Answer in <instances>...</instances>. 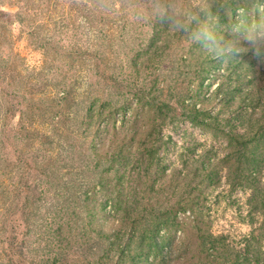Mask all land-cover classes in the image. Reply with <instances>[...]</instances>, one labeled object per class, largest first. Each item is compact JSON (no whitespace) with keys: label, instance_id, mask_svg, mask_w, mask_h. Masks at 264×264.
Here are the masks:
<instances>
[{"label":"trees","instance_id":"1","mask_svg":"<svg viewBox=\"0 0 264 264\" xmlns=\"http://www.w3.org/2000/svg\"><path fill=\"white\" fill-rule=\"evenodd\" d=\"M86 1L80 10V19L88 30L94 33L92 40L95 44L90 48L94 56L92 60H88L89 62L86 60L89 64L84 68L79 65L83 60L82 55H77L79 63L76 65L72 64V58H68L71 60V69L82 72L84 76H111L110 68L102 60L113 59L114 50L126 48L130 44L143 49L144 42H147L146 37L150 35L146 43L148 49L142 51L145 61L151 65L154 61H159V66L164 69L161 70V74L188 76L190 81H195L196 86L192 91L193 94L189 93L190 97L185 91L178 94L158 95V90L153 86L147 97L144 92L139 91L136 94V103L144 101L150 107L148 114L152 115L153 121L148 130L139 135L140 140H133L134 146H130L132 138L126 137L121 140L115 137V141H111L110 146L107 144L99 146L96 145L95 135L117 115L122 116V123L125 125L132 122V119L125 114L124 97H118L115 101L108 95L105 102L99 103V98L93 96L92 91L89 90L84 99V106L88 105V107L79 110L78 105L83 101L81 102L71 81L65 88L54 91V98L47 97L46 106H44L46 102L34 97H25L28 99L20 103L19 99H22L23 95H17L18 91H15L19 85L18 81L12 75L11 66L5 64L7 61L3 62V58L0 57V144L8 141L9 137L14 139L15 135L21 136L20 132H22L20 154L26 156L33 166L31 168L28 162L19 161L17 157H13L12 161L0 156V161L11 165L14 171L7 173L17 176L15 184L22 180L19 175H26L29 172H26L27 170L45 172L43 169H48V173L45 172L47 187L52 190L50 196L57 198L43 209V214L37 220L40 223L39 228L27 230L33 236L32 242L27 246L23 242L25 246L19 245L17 249H13V255L17 254L16 257H19L21 262H11L6 258L5 264H171L178 259V256L170 257L168 251L164 252V250L172 243L177 231L193 234L195 242L193 248L208 264H264L261 260V250L257 245L259 241L257 231L263 229V222L259 228H254L248 236L243 237V241H234V243L228 235L214 234L210 230V223L202 221V210L192 204L152 208L150 209L152 216L144 219L139 214L144 212L145 208L138 205L135 207L130 203V195L126 192L124 181V174L131 165L132 155L140 162L137 164L139 168L142 167L144 174L150 170L154 176L161 172L156 156L162 149L165 139H170V136L161 133L160 122L180 120L228 137L230 150L227 152V157L236 164L231 172L229 171V175L234 174L237 179L235 184L241 187L254 186L257 182V187L261 185L264 187V182L257 180L261 172L260 166L264 161L258 153V149L264 143V100L257 106L262 98L261 92L257 93L251 88V90L246 89L230 106L235 98L230 90L219 84L209 98L201 96L200 100L199 92L208 74L214 72L215 67L224 64L223 62L205 53L199 44L191 42L185 36L170 33L164 24L152 22L138 25L130 22L124 12L113 10L112 0ZM4 2L7 4L0 3V6L12 5L5 0ZM73 2L69 0L68 5H72ZM229 6L231 12L227 14L226 7ZM248 6L253 7V0H239V7L245 9ZM236 8L237 4L233 0H214L211 9L213 17L218 18L217 33L226 39L235 38L234 34H230L229 24L230 18L236 15ZM33 27H45V23L35 24ZM145 28H148V33ZM60 30L68 32V27L62 26ZM49 41L52 40L44 36L42 47L46 48ZM255 60L257 59L251 52L242 54L237 59L225 63L227 66L222 76H235L234 81L238 82L241 76L248 75V69H252ZM260 67L259 74L264 76V64ZM237 69H241L242 72H237ZM257 74L254 72L251 76H258ZM98 78L100 82H114L119 86L112 77ZM25 87L23 84L21 88L26 94L24 96H31ZM235 90L236 87L233 88V91ZM187 97L190 98L189 103L185 102ZM213 100H218L221 105L216 113H212L210 109ZM197 101H202L201 107L197 106ZM72 106H74L73 110ZM223 107L231 108L228 111L229 108L222 110ZM37 112H40L39 116L44 117V120L51 121L49 126L56 139L62 132L78 138L77 144L81 145L79 155H82L80 164L77 165L80 174L75 173V167L73 173L63 179L58 168H65L57 167L55 162L58 157L48 154L46 150L38 162H34L28 150L31 142L38 135L44 140L43 143L47 139L46 134H41L32 128L31 116H38ZM23 115L28 121L25 124L22 123ZM15 118L18 119L15 124L19 128L17 132H14V124H11ZM65 120L81 126H78L77 130L69 128L64 123ZM158 129L159 132L156 133ZM207 152L213 155L205 151L198 158H208V161L210 156H207ZM214 164L209 160L207 165L201 166L203 177L212 176ZM146 186L149 187V184ZM33 188L34 196L29 206L34 205L35 209L39 208L43 192L38 186ZM97 198H99L98 206L94 207L92 201ZM106 208L111 215V228H104L100 221V213H104ZM185 211H189L192 217L189 226L176 220V214ZM5 247L6 244L3 248ZM23 250L26 251L27 258H23L25 254Z\"/></svg>","mask_w":264,"mask_h":264},{"label":"rangeland","instance_id":"2","mask_svg":"<svg viewBox=\"0 0 264 264\" xmlns=\"http://www.w3.org/2000/svg\"><path fill=\"white\" fill-rule=\"evenodd\" d=\"M5 1L12 5L0 6V57L3 58V62L7 61L5 64L11 66L12 75L18 81L19 85L15 91H18L17 95H23V98L19 99L20 103L28 99L25 97H34L41 102H46L44 105L46 106L47 97L54 98L57 89L65 88L71 81H73L71 84L75 87V92L79 94L81 102L83 101L78 105L79 110H85L88 107L86 102L84 106V99L89 90L92 91L93 96L99 98V103L105 102L108 95L115 101L118 97L125 98V114L132 119V122L125 125L122 123V116L117 115L101 132L95 135L96 145L110 146L111 141H115V137L117 140L126 137L132 138L130 146H134L133 140H140L139 135L148 130L153 121L152 115L148 114L150 107L144 101L136 103V94L139 91L144 92L143 94L147 97L153 86L158 90V95L160 93L161 95L178 94L184 91L189 97L193 94L196 83L190 81V77L161 74V70L164 69L159 66V61H154L153 65L145 61L142 51H147L146 43L150 35L146 37L147 42H144L143 49L130 44L126 48L114 50L113 59L104 58L102 60L110 68L111 76H84L82 72H75L76 69H71V60L68 58H72V64L76 65L79 63L77 55H82L83 60L79 65L84 68L86 64H89L88 60H92L94 56V52L90 49L95 44L92 40L94 33L88 30L80 19V10L82 5L86 4V0H73L72 5H68L69 0ZM0 3L7 4L4 0H0ZM245 9L248 15L239 16L236 12V15L230 18V34H233V26L247 25L257 19L252 6ZM41 23H45V27H33ZM62 26L68 27V32L60 30ZM145 31L148 33V28H145ZM44 36L52 40L48 42L46 48H43L41 43ZM253 63L252 69H248V75L241 76L238 82L234 81L235 76H222L227 66L225 63L217 65L215 71L209 73L203 83L199 92L200 100L201 96L209 98L216 86L222 84L232 92L235 98L229 104L230 106L241 97L246 89L261 92L262 98L257 106L261 105L264 100V76L259 74L262 63L258 60ZM138 64L140 67H137ZM237 72H242V70L237 69ZM254 72L258 73V76H251ZM98 77H112L119 86L114 82H100ZM23 84L31 96H24L26 95L23 93L24 89H21ZM235 87L236 90L233 91ZM185 102L189 103L190 98L187 97ZM196 104L201 107L202 101H197ZM219 108L221 105L218 100L210 103L212 113H216ZM230 108L223 107L222 110L228 109L229 111ZM71 109L73 110L74 106ZM39 114L40 112H37L38 116H31L32 128L41 134H46L47 139L43 143L44 140L38 135L31 142L28 150L34 162H38L46 150L48 154L58 157L55 162L57 167L65 168H58L63 179L68 178L75 167V173L80 174L77 171L79 167L77 165L80 164L79 160L82 155H79L81 145L77 144L78 138L62 132L61 136H57L58 139H56L49 126L51 121L44 120V117ZM22 120L23 124L28 122L25 115L22 116ZM17 121L18 119L15 118L11 123L14 124V132L19 130L18 125H15ZM64 123L75 130L81 126L70 120H65ZM160 124L162 125L161 133L170 136V139H165L162 149L156 156L161 172L155 176L151 170L144 174L142 167L139 168L137 164L140 162L132 155L131 165L124 174L130 203L135 207L138 205L145 208V211L139 215L148 219L152 216L150 211L152 208L159 209L167 205L188 203L202 210L201 219L203 222L210 223V230L214 234L228 235L230 240H233L232 242L243 241L242 238L248 236L254 228H259L261 222L264 223V187L262 185L257 187V182L254 186L243 185L241 187L235 184L237 179L234 174L229 175V171L231 172L233 166L236 165L232 159L227 157V152L230 150L228 149L229 138L214 130L197 127L180 120L165 121ZM155 132L158 133L159 129ZM20 135L22 136V132ZM21 136L15 135L14 139L9 137L8 141H3L0 144V156H3L5 160L17 157L19 161L28 162L32 168L33 165L28 158L20 154L22 152L20 151ZM23 150L27 151V149ZM205 151L213 154L210 155L207 152V156H210L209 160L215 163L210 178L203 177L200 171L203 164L209 163L208 158H198ZM258 153L264 160V143L258 149ZM36 166L40 165L36 164ZM0 169V264H5L6 258L11 262L20 263L21 260L16 257L17 254L13 255V249H17L19 245L27 246L32 242L33 236L27 230L39 228L40 223L37 220L43 214V209L57 198L50 196L52 190L47 187L45 172L48 173V169H43L45 172L27 170L26 172H29L26 175H19L22 180H19L18 184H15L17 176L7 173L14 171L9 163L0 161ZM259 171L261 172L257 180L263 183L264 161ZM36 184L43 194L40 197L39 208L34 209V205L29 206V203L33 200V186L37 187ZM148 184L149 187L146 186ZM98 200L99 198L92 201L94 207L98 206ZM100 217L103 227L111 228L112 220L108 208L104 213H100ZM191 219L189 211L176 214V220L179 223L184 222L187 226L192 222ZM257 232H259L257 245L261 250V260L264 263V226ZM194 243V236L191 232L183 234L177 231L172 243L165 247L164 252L168 251L170 257L178 256V259L171 264H208L199 253H196L193 248ZM5 244L6 247L3 248ZM23 251L25 253L23 258H27L26 251Z\"/></svg>","mask_w":264,"mask_h":264},{"label":"clouds","instance_id":"3","mask_svg":"<svg viewBox=\"0 0 264 264\" xmlns=\"http://www.w3.org/2000/svg\"><path fill=\"white\" fill-rule=\"evenodd\" d=\"M237 4L239 16L248 15ZM214 0H112L114 11L124 12L130 22L147 25L158 22L168 27L170 33L181 34L199 44L205 53L228 63L251 52L258 62L264 64V0H253L257 19L247 25H235V38L226 39L216 31L218 18L211 12ZM227 14L231 7H226Z\"/></svg>","mask_w":264,"mask_h":264}]
</instances>
